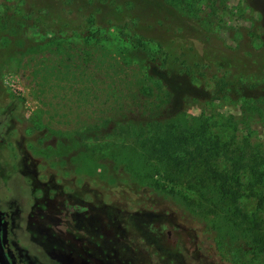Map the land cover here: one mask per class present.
I'll return each instance as SVG.
<instances>
[{"label":"rangeland","instance_id":"374dc122","mask_svg":"<svg viewBox=\"0 0 264 264\" xmlns=\"http://www.w3.org/2000/svg\"><path fill=\"white\" fill-rule=\"evenodd\" d=\"M36 1L41 19L28 17L16 33L3 34L10 38L0 48V96L19 98L22 122L42 138L35 145L45 158L86 173L103 190L90 231L123 238L132 264H234L241 215L209 176L212 165L227 163L170 168L123 127L209 119L225 140L236 133V141L264 146V110L245 111L247 97L264 105V0ZM92 13L98 25L86 23ZM123 20L145 37L124 40L116 29ZM168 28L183 32L184 44L169 38L158 46L159 30ZM193 37L234 51L245 82L255 81L218 94L210 73L184 65ZM241 207L264 215L251 198Z\"/></svg>","mask_w":264,"mask_h":264},{"label":"flooded vegetation","instance_id":"af4514ba","mask_svg":"<svg viewBox=\"0 0 264 264\" xmlns=\"http://www.w3.org/2000/svg\"><path fill=\"white\" fill-rule=\"evenodd\" d=\"M2 98L0 264H132L123 238L90 231L88 220L100 213L96 197L103 190L86 173L45 158L35 145L42 138L22 122L19 98L9 92Z\"/></svg>","mask_w":264,"mask_h":264},{"label":"trees","instance_id":"16d2710c","mask_svg":"<svg viewBox=\"0 0 264 264\" xmlns=\"http://www.w3.org/2000/svg\"><path fill=\"white\" fill-rule=\"evenodd\" d=\"M37 4L36 0H0V48L6 42L9 43L10 37L3 35L5 32L16 33L28 17L36 21L41 19ZM195 7V4L190 6L191 9ZM63 9L65 13L73 10L70 4ZM85 21L89 26L98 25V19L93 13ZM137 27L133 20H123L117 23L116 29L124 40L134 37L143 39L145 36ZM159 33L157 45L160 47L169 38L177 41V45L184 44L187 39L177 29L168 28L159 30ZM192 41L184 54V65L197 75H203L204 71L210 73V77L216 79L219 85L218 94H228L230 88L242 89L250 85L247 83L255 81L256 78L249 77L245 82L243 78L246 67L234 51L220 49L199 37H193ZM245 104V111L250 114L256 110H264L263 103L257 98L247 97ZM213 126L216 124L204 119L198 123L157 121L136 126L128 122L125 124L126 128H123L129 135L132 134L134 143L143 148L148 157L161 161L170 168L192 167L198 163L211 165L215 161H225L227 164L222 168L212 165L209 176L241 215L240 222H237L239 236L236 235L238 238L234 242L236 254L233 255L232 263L264 264V215L245 212L241 207L243 198H251L258 210L264 208V146L252 143L249 139L236 141V133L233 134L232 141L225 140L221 132L212 130ZM218 243L220 248L224 246L223 240ZM232 253L233 250L230 249L228 254Z\"/></svg>","mask_w":264,"mask_h":264}]
</instances>
